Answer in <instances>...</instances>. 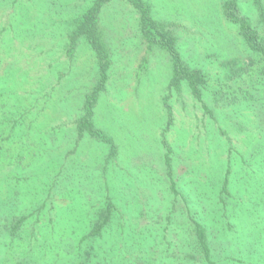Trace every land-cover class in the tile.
Segmentation results:
<instances>
[{
	"label": "rangeland",
	"instance_id": "1",
	"mask_svg": "<svg viewBox=\"0 0 264 264\" xmlns=\"http://www.w3.org/2000/svg\"><path fill=\"white\" fill-rule=\"evenodd\" d=\"M93 1L0 0V86L14 105L0 113V219L26 215L41 224L53 218L57 235L43 229L29 245L22 232L14 241L21 247L6 248L0 233V258L31 264L36 245L60 242L69 224L80 234L81 222L108 202L126 225L161 234L156 251L168 244L173 251L172 240L185 234L187 207L215 227L218 203L227 205L243 245L232 255L264 264V59L220 17L222 0H143L175 35L181 57L210 75L207 114L188 91L167 89L170 57L142 36L133 6L108 0L96 25L110 67L91 118L108 142L79 135L77 119L99 78V60L83 36L70 50L69 34L81 28ZM240 2L256 19L259 0ZM164 139L187 207L171 190ZM41 258L38 264H49L51 254Z\"/></svg>",
	"mask_w": 264,
	"mask_h": 264
},
{
	"label": "trees",
	"instance_id": "2",
	"mask_svg": "<svg viewBox=\"0 0 264 264\" xmlns=\"http://www.w3.org/2000/svg\"><path fill=\"white\" fill-rule=\"evenodd\" d=\"M107 1L94 0L93 5L87 9V15H83L80 19L81 28L78 25L69 34L71 40L70 50L74 48L75 40L83 36L89 42L96 58L99 60V78L86 95L83 112L81 111V115L77 119L79 135L87 132L106 142H108V139L103 137L101 131L93 126L91 118L99 92H101L107 81V72L110 67L109 58L96 25L98 13ZM240 1L222 0L220 17L226 24L236 25L240 38L244 39L247 46L264 59V2L259 0L258 13L256 14L258 16L253 20L254 10H244L243 3ZM127 2L133 6L138 14L140 31L145 40L149 44L164 48L170 57L171 75L167 82V89H173L177 93L182 90L188 91L194 101L208 114L209 109L203 96V92L208 87L211 79L208 72L204 68L192 66L190 61L181 57L176 49L175 35L166 25L155 21L150 16L148 3L146 4L143 0H127ZM83 23L87 25L84 26ZM3 91L5 92V89L1 87L0 97L6 96ZM165 99H169L168 95ZM166 100L164 101L166 102ZM12 107L14 105L8 102L6 97H2L0 113L10 112ZM165 108L168 118L171 119L170 104L165 103ZM6 120H3L2 123ZM14 123L11 124L9 130L13 128ZM163 144L166 148L164 159L168 169L167 174L171 179V190L175 195L180 196L187 207L185 192L180 190V187L176 190L174 186L170 157L171 147L165 139ZM224 185H226V181ZM222 191H226L225 186L222 187ZM114 208H116L114 204L108 202L95 218L81 222L85 224L80 227V234L77 233V226L68 223V231L66 229L65 234L59 237L60 242L56 243L57 246L56 244L46 247L36 245L37 247L31 250V254L35 257L32 258L31 264L45 261L41 257H46V254H51L49 264H243L240 258L232 255L233 252L239 250V247L243 248V245L235 235L234 223H232L229 211L226 212V204H213L212 210L217 208V211L221 213L219 217L216 216L218 225L216 224L215 227L206 222L203 213L194 208L191 210L188 206L187 221L183 222L185 224L180 225L186 227L185 234L180 238V241L172 240L176 243L173 251L169 250V244L164 251L160 249L156 251L155 246L162 242L161 234L156 229L146 226V229L145 227H139L140 229L136 230L137 222H129L126 225L125 220L122 221L114 216ZM3 219L4 221L0 219V233L4 236L6 242L9 241V244L5 242L6 248L21 247V244H16L14 241L17 242L18 238H24L21 236L22 232L26 234L29 245L30 237L37 235L35 239L38 240L43 229L46 230H43L45 233L53 236L50 228L55 226L56 223L53 218L41 224H39V221L38 223L36 221L30 223V220L26 219V215L4 216ZM170 220V217L166 218V222L170 223ZM34 227L37 228L36 231H34ZM70 229L72 230L69 231ZM54 236L57 237L55 234ZM172 241L169 242L172 243ZM47 243L48 241H43L44 246ZM26 247L28 249V246ZM237 254L241 255V252H237ZM0 255H2L1 251ZM4 262L5 259L0 258V264H4ZM250 264L257 263L251 261Z\"/></svg>",
	"mask_w": 264,
	"mask_h": 264
}]
</instances>
